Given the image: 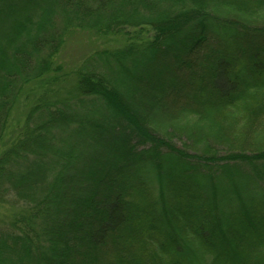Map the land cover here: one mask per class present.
Returning <instances> with one entry per match:
<instances>
[{"label":"trees","instance_id":"obj_1","mask_svg":"<svg viewBox=\"0 0 264 264\" xmlns=\"http://www.w3.org/2000/svg\"><path fill=\"white\" fill-rule=\"evenodd\" d=\"M2 146L0 264H264V0H0Z\"/></svg>","mask_w":264,"mask_h":264},{"label":"rangeland","instance_id":"obj_2","mask_svg":"<svg viewBox=\"0 0 264 264\" xmlns=\"http://www.w3.org/2000/svg\"><path fill=\"white\" fill-rule=\"evenodd\" d=\"M81 34V33H80ZM74 34L71 35L68 39L64 47L61 49L59 53V60L61 63L65 65V67L72 71L76 70L81 64L85 63L86 60L89 59L94 53V49L101 45L103 46H110L111 44L115 45V42H112L110 44H106L103 39L96 38V37H89L87 35L83 34ZM92 38L93 40H91ZM91 41V42H90ZM111 47V46H110ZM115 47V46H113ZM57 57V58H58ZM96 60V62H95ZM89 63H91L93 68L97 67L100 70H105L102 68L103 65H101L98 57L96 56L95 59L88 60ZM87 62V61H86ZM106 71V70H105ZM179 100L177 103L174 104V99L169 98L168 99V107H165V109L162 112L156 113L153 115L152 122L153 125H155L158 129V133L161 136L167 137L171 142L176 144L178 147L186 149L190 151L191 153L195 151V148L198 147V150H200L202 147V143L200 145H196L193 140L194 138H190L189 134L181 130V127L183 126V121L179 119L173 120V114L176 113V106L178 105ZM178 121L179 124H175V122ZM199 130L195 131V134H197ZM12 133L8 134V136H11ZM229 139H231V142L233 143V146H236V148L228 147L229 145H223L222 143L218 142L214 145V151L212 152H220L219 155H223L225 153L234 152V151H240L238 146H241V141L236 140L234 136H229ZM245 141H242V144L246 145L244 150H248L247 153H253L257 150V148H253L252 144L257 143L255 136L248 137L244 139ZM244 142V143H243ZM3 146L0 148V151L2 150ZM216 150V151H215ZM219 150V151H217ZM246 152V151H245ZM8 202H5V204H0V227H5L6 222L8 221L6 215L10 214V212L13 209H17V205L12 204V200L8 198Z\"/></svg>","mask_w":264,"mask_h":264}]
</instances>
